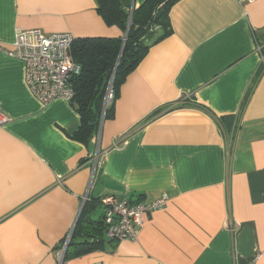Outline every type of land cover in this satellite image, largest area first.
<instances>
[{"label": "crops", "instance_id": "crops-1", "mask_svg": "<svg viewBox=\"0 0 264 264\" xmlns=\"http://www.w3.org/2000/svg\"><path fill=\"white\" fill-rule=\"evenodd\" d=\"M119 1L130 14L146 2ZM33 28L124 36L96 0H0V264H264V0L175 1L171 34L159 30L120 88L90 192L80 115L39 103L4 52ZM106 195L168 200L144 215L138 241L104 234L100 249L59 259L85 197Z\"/></svg>", "mask_w": 264, "mask_h": 264}, {"label": "trees", "instance_id": "trees-1", "mask_svg": "<svg viewBox=\"0 0 264 264\" xmlns=\"http://www.w3.org/2000/svg\"><path fill=\"white\" fill-rule=\"evenodd\" d=\"M97 12L108 26H117L124 33L121 38H79L72 46V56L81 65V73L72 80L75 91L71 105L81 118L75 139L87 144L97 131L103 102L109 82L113 81L115 100L109 107L106 119L114 117L115 101L127 76L146 57L148 42L155 39L159 30L161 40L171 34L170 10L176 0H146L132 14L119 0H96ZM221 127L230 131L233 118H221ZM101 199L87 200L79 214L65 259L100 249L104 243L105 225L102 218L94 219Z\"/></svg>", "mask_w": 264, "mask_h": 264}, {"label": "built area", "instance_id": "built-area-1", "mask_svg": "<svg viewBox=\"0 0 264 264\" xmlns=\"http://www.w3.org/2000/svg\"><path fill=\"white\" fill-rule=\"evenodd\" d=\"M236 1L240 5H245L255 0ZM74 41L75 37L71 33L48 34L42 29L33 28L19 31L12 43V48L4 50L10 57L22 61L27 88L43 106L57 100L71 103L74 99L72 80L81 73V65L76 63L72 56ZM114 100L115 92L111 80L106 90L99 125L92 137L94 150L88 160L91 170L89 192L103 166L105 157L102 147L103 131L107 121V111ZM9 121L10 118L0 108V128ZM87 200H89L88 196L84 201ZM167 200L165 195L156 201L144 200L132 203L128 199L118 200L112 195L104 196L101 199V206L104 209L103 221L107 238L116 242L138 241V228L143 224L144 215L164 207ZM74 229L75 225L58 252L61 260L65 257Z\"/></svg>", "mask_w": 264, "mask_h": 264}, {"label": "rangeland", "instance_id": "rangeland-1", "mask_svg": "<svg viewBox=\"0 0 264 264\" xmlns=\"http://www.w3.org/2000/svg\"><path fill=\"white\" fill-rule=\"evenodd\" d=\"M99 215H100V211L97 213V217H99Z\"/></svg>", "mask_w": 264, "mask_h": 264}]
</instances>
